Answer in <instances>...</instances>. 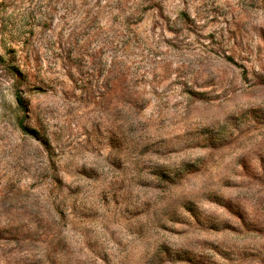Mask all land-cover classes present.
Masks as SVG:
<instances>
[{
	"label": "rangeland",
	"instance_id": "1",
	"mask_svg": "<svg viewBox=\"0 0 264 264\" xmlns=\"http://www.w3.org/2000/svg\"><path fill=\"white\" fill-rule=\"evenodd\" d=\"M0 264H264V0H0Z\"/></svg>",
	"mask_w": 264,
	"mask_h": 264
},
{
	"label": "trees",
	"instance_id": "2",
	"mask_svg": "<svg viewBox=\"0 0 264 264\" xmlns=\"http://www.w3.org/2000/svg\"><path fill=\"white\" fill-rule=\"evenodd\" d=\"M15 102H16V105L18 107V110H23L24 108V102H23V99L22 97L19 95V93H16L15 94ZM19 129L23 132L26 131V128H24V126L20 123L19 124Z\"/></svg>",
	"mask_w": 264,
	"mask_h": 264
}]
</instances>
